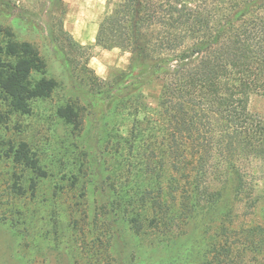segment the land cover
<instances>
[{
    "label": "trees",
    "instance_id": "1",
    "mask_svg": "<svg viewBox=\"0 0 264 264\" xmlns=\"http://www.w3.org/2000/svg\"><path fill=\"white\" fill-rule=\"evenodd\" d=\"M63 3L49 0L52 9ZM96 43L132 57L128 72L111 82L94 79L104 84L98 93L108 99L107 113L133 109L131 137L126 141L129 152L140 148L143 139L138 117L146 112L140 91L160 84V112L153 124L155 142L146 157L147 167L154 168L157 182H165L173 172L193 185L190 190L187 183L177 187L178 209L172 187L163 184L158 192L144 190L142 198L138 193L128 198L117 182L103 185L107 198L121 200L117 210H123L126 225L136 234L142 232L148 213L156 228L163 223L170 230L175 219L187 224L202 201H216L221 195L202 193L196 183L207 181L211 166L233 176L245 194L246 162L264 164V118L249 109L255 96L264 97V0H123L101 22ZM73 45L85 49L74 40ZM85 69L95 75L88 63ZM59 86L47 76L39 49L18 41L12 28L0 24V127L14 115H32L34 102L50 99ZM85 109L79 100L69 101L57 115L76 131L83 127ZM108 143L117 150L121 146L113 139ZM7 145L0 159L9 160L12 169L10 182H0V198L7 196L6 202L0 200V226L9 224L25 240L31 231H44L49 200L41 189L50 175L28 142ZM69 183L73 188L80 184ZM52 200L57 202V193ZM72 210V215L78 213ZM243 231L253 249H264V227ZM102 239L99 235L93 242Z\"/></svg>",
    "mask_w": 264,
    "mask_h": 264
},
{
    "label": "rangeland",
    "instance_id": "2",
    "mask_svg": "<svg viewBox=\"0 0 264 264\" xmlns=\"http://www.w3.org/2000/svg\"><path fill=\"white\" fill-rule=\"evenodd\" d=\"M122 1L63 0V5L52 9L49 0H0V24L12 28L18 41L35 45L47 63V76L60 84L50 99L34 102L32 115H14L0 127V155L8 150L9 141L28 142L50 175L41 189L49 200L44 231H31L22 240L9 224L1 225L0 264H264V249H253L243 231L264 227L261 162H246L249 189L245 188V194L239 192L240 182L233 176L211 166L207 181L196 183L202 193L219 191V199H205L193 219L187 224L175 219L170 230L163 223L160 228L151 226L152 213H148L144 230L134 233L124 221L123 210H117L121 200L105 196L103 187L113 182L125 187L128 198L136 193L142 198L144 190L158 192L163 184L172 187L178 209L177 187L187 183L193 189L173 172L165 182H157L154 168L147 167L146 157L155 142L153 124L160 112V84L140 91L146 112L138 117L143 139L138 142L140 148L129 152L126 141L131 137L133 109L107 113L108 99L98 93L104 84L94 79L111 82L128 72L131 54L106 50L97 43L84 50L73 45L82 34L96 40L101 22ZM87 63L95 75L86 72ZM94 67L104 70L103 77ZM77 100L85 106L86 117L82 129L74 131L57 111ZM249 109L264 118V97L255 96ZM111 139L121 143L118 150L108 143ZM11 169L9 160L0 159V182H10ZM69 182L80 184L73 188ZM83 182L91 184L84 188ZM4 197L1 202L7 201ZM72 208L78 213L72 215ZM99 235L101 243H94Z\"/></svg>",
    "mask_w": 264,
    "mask_h": 264
},
{
    "label": "crops",
    "instance_id": "3",
    "mask_svg": "<svg viewBox=\"0 0 264 264\" xmlns=\"http://www.w3.org/2000/svg\"><path fill=\"white\" fill-rule=\"evenodd\" d=\"M78 41V43L80 44V45H82V46H87V45H95V39H93V38H89L88 36H86V34L85 35H81L80 36V38L77 40ZM108 53H110V52H108ZM95 61V60H94ZM94 69H97V73L100 75V76H102L103 77V75H104V70L101 68V69H98V67H94Z\"/></svg>",
    "mask_w": 264,
    "mask_h": 264
}]
</instances>
